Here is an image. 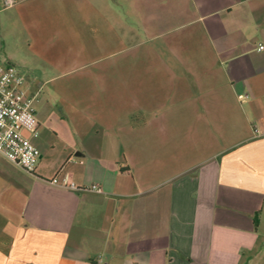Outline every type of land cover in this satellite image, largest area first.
Masks as SVG:
<instances>
[{
  "label": "crops",
  "instance_id": "crops-1",
  "mask_svg": "<svg viewBox=\"0 0 264 264\" xmlns=\"http://www.w3.org/2000/svg\"><path fill=\"white\" fill-rule=\"evenodd\" d=\"M96 3L3 54L41 156L0 155V264H264V0Z\"/></svg>",
  "mask_w": 264,
  "mask_h": 264
},
{
  "label": "built area",
  "instance_id": "built-area-1",
  "mask_svg": "<svg viewBox=\"0 0 264 264\" xmlns=\"http://www.w3.org/2000/svg\"><path fill=\"white\" fill-rule=\"evenodd\" d=\"M34 100L35 96L26 87L25 77L15 64L3 58L0 45V155L28 173L35 172L41 156L32 141L39 137ZM51 184L79 190L68 176H56ZM88 190L102 192L96 185Z\"/></svg>",
  "mask_w": 264,
  "mask_h": 264
},
{
  "label": "rangeland",
  "instance_id": "rangeland-1",
  "mask_svg": "<svg viewBox=\"0 0 264 264\" xmlns=\"http://www.w3.org/2000/svg\"><path fill=\"white\" fill-rule=\"evenodd\" d=\"M96 1L100 0H0V45L2 46V55L15 58L31 57L30 36L35 35L41 28V22L47 19H59L64 17H89L95 16L99 12ZM107 10L104 9V13ZM122 9H116V12ZM53 32V31H51ZM153 42H148L147 47L151 48ZM15 65L19 68V63ZM89 71V69L85 70ZM43 79L40 83L43 87L40 89V98L57 93L55 86L59 83L70 81L71 78L79 77L81 72L74 73L70 77H58L49 85H44V81L49 77H55L56 74L38 72ZM41 74V75H40ZM47 75L49 77H47ZM58 94V93H57Z\"/></svg>",
  "mask_w": 264,
  "mask_h": 264
}]
</instances>
